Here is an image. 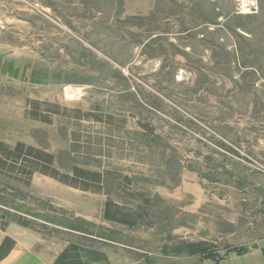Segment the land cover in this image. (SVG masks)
<instances>
[{"label":"rangeland","instance_id":"1","mask_svg":"<svg viewBox=\"0 0 264 264\" xmlns=\"http://www.w3.org/2000/svg\"><path fill=\"white\" fill-rule=\"evenodd\" d=\"M258 3L0 0V230L103 264H264ZM19 144L52 164L14 166Z\"/></svg>","mask_w":264,"mask_h":264},{"label":"crops","instance_id":"2","mask_svg":"<svg viewBox=\"0 0 264 264\" xmlns=\"http://www.w3.org/2000/svg\"><path fill=\"white\" fill-rule=\"evenodd\" d=\"M5 238L12 245L0 259V264H103L106 261L103 252L89 249L85 244L80 246L75 241L52 249L39 248L37 244L28 242L27 238L22 239L7 230H0V246Z\"/></svg>","mask_w":264,"mask_h":264},{"label":"trees","instance_id":"3","mask_svg":"<svg viewBox=\"0 0 264 264\" xmlns=\"http://www.w3.org/2000/svg\"><path fill=\"white\" fill-rule=\"evenodd\" d=\"M23 145L19 144L16 147L15 153L12 154L14 163V166L22 165L23 169H33L35 164H40L42 166H49L52 164V155L41 152V151H34L32 148H28L25 152H23ZM1 151V149H0ZM4 152V151H1ZM45 173L46 171H41ZM75 172L77 174V180L80 182H84L85 184H90V182H97L100 179V176L93 173V172H86L83 170L78 171V169H75ZM29 175L32 174V171L28 173ZM53 176V175H52ZM54 177V176H53ZM69 185L74 186V184L69 183ZM12 245V242H11ZM9 243V239L5 238L0 246V259L5 256L9 248L11 247ZM99 254V253H97Z\"/></svg>","mask_w":264,"mask_h":264},{"label":"built area","instance_id":"4","mask_svg":"<svg viewBox=\"0 0 264 264\" xmlns=\"http://www.w3.org/2000/svg\"><path fill=\"white\" fill-rule=\"evenodd\" d=\"M232 3L234 5V12L243 15L256 13L259 6L258 0H232Z\"/></svg>","mask_w":264,"mask_h":264}]
</instances>
